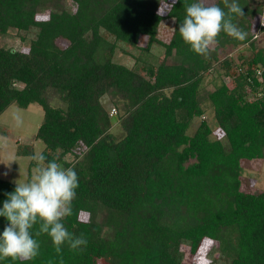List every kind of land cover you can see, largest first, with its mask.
<instances>
[{"label": "trees", "instance_id": "obj_1", "mask_svg": "<svg viewBox=\"0 0 264 264\" xmlns=\"http://www.w3.org/2000/svg\"><path fill=\"white\" fill-rule=\"evenodd\" d=\"M260 1L238 0L243 16L233 23L245 40L221 32L198 55L179 33L196 0H175L166 15L160 8L170 0H0V39L14 33L28 45L0 44V116L40 106V153L79 177L63 223L88 243L63 245L62 264H184L183 245L195 253L205 240L223 264H264V191L242 189L244 161L264 159V47L256 45L264 35L253 39ZM166 19L175 21L168 42L159 37ZM242 44L251 57L221 60V50ZM119 50L133 66L116 60ZM211 71L221 76L210 79ZM18 155L32 158L35 147ZM36 166L31 159L28 181ZM15 187L0 177V209ZM8 223L0 216V234ZM34 238L39 256L0 264H61L47 234Z\"/></svg>", "mask_w": 264, "mask_h": 264}, {"label": "clouds", "instance_id": "obj_2", "mask_svg": "<svg viewBox=\"0 0 264 264\" xmlns=\"http://www.w3.org/2000/svg\"><path fill=\"white\" fill-rule=\"evenodd\" d=\"M223 2V8L214 0H196L185 6L179 33L194 53L207 55L210 46L219 43L217 38L221 32L240 41L246 39L247 33L233 23V15L243 16L238 0ZM31 159L37 162L31 179L24 183L16 181L15 190L7 194L0 209V216L9 222L0 234V258L24 261L36 258L40 254V243L34 236L47 234L62 264L63 245L82 250L88 243L83 233L76 236L63 223L64 218L72 215L79 177L73 167L65 168L55 159L47 161L42 153ZM37 224L39 229L33 234Z\"/></svg>", "mask_w": 264, "mask_h": 264}, {"label": "rangeland", "instance_id": "obj_3", "mask_svg": "<svg viewBox=\"0 0 264 264\" xmlns=\"http://www.w3.org/2000/svg\"><path fill=\"white\" fill-rule=\"evenodd\" d=\"M217 0H214L216 2ZM260 1V0H259ZM261 2V1H260ZM169 3L162 4L160 12L166 15L171 8ZM41 19L47 18V14L41 15ZM259 18V16H258ZM257 20V19H256ZM256 22V21H255ZM257 24V23H256ZM174 19H166L162 21L160 25L159 37L162 41L168 42L174 30ZM146 38L141 39V44L146 45ZM0 44H6L9 47L15 49L28 48L27 43H24L20 37L14 33L12 37H8L5 40L0 39ZM257 47H264V38L256 44ZM131 53H139V50L133 49V47H127ZM132 53V54H133ZM155 53L162 59L164 57V47L160 44L156 45ZM132 54H128L122 50H119L116 54V60L128 66H133L135 58ZM253 51L248 44H242L239 46H228L226 49L221 50V60L225 58L233 59V62H239L242 57H251ZM224 72V70L222 71ZM221 72V73H222ZM221 76L216 71L209 73V78H215ZM225 80H230V77H225ZM103 104L109 108L111 104L108 97L102 98ZM19 123H18V119ZM205 118L209 120L211 124H214L212 115H205ZM43 120V111L40 106L34 104L27 109L17 106H10L0 116V177L10 180L14 183L16 181L24 183L28 181L29 167L31 163L30 157L19 156L18 148L23 146L35 147L36 154H39L44 148L43 141L36 138V133ZM113 132L120 137L122 130L119 123L116 122L113 126ZM35 168V167H34ZM33 168V170H34ZM33 174V172H32ZM242 189L247 192H262L264 191V159L245 160L242 170ZM85 218V216H84ZM215 242L205 240L197 252H192L191 248L187 245H183L182 251L184 253V264H223L222 258L216 252ZM101 264H105L102 262Z\"/></svg>", "mask_w": 264, "mask_h": 264}, {"label": "built area", "instance_id": "obj_4", "mask_svg": "<svg viewBox=\"0 0 264 264\" xmlns=\"http://www.w3.org/2000/svg\"><path fill=\"white\" fill-rule=\"evenodd\" d=\"M262 2H263V11H262L260 18L256 24L254 34H253V39H258L264 35V0H262ZM257 75L259 76L260 80L262 81L263 79H262V69L261 68L257 69ZM116 113H117V110L115 107H113L111 109V115H114Z\"/></svg>", "mask_w": 264, "mask_h": 264}]
</instances>
